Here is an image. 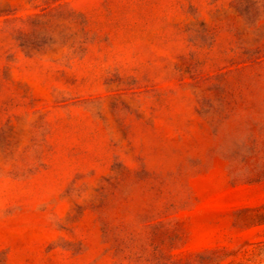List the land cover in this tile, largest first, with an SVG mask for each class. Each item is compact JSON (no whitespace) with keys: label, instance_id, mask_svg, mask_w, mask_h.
Returning a JSON list of instances; mask_svg holds the SVG:
<instances>
[{"label":"rangeland","instance_id":"374dc122","mask_svg":"<svg viewBox=\"0 0 264 264\" xmlns=\"http://www.w3.org/2000/svg\"><path fill=\"white\" fill-rule=\"evenodd\" d=\"M0 264H264V0H0Z\"/></svg>","mask_w":264,"mask_h":264}]
</instances>
